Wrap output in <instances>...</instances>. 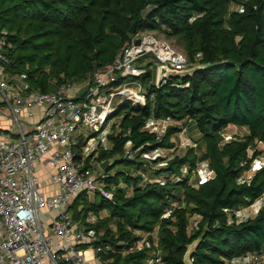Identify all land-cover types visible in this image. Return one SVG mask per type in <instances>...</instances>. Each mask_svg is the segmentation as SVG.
<instances>
[{"label": "trees", "instance_id": "1", "mask_svg": "<svg viewBox=\"0 0 264 264\" xmlns=\"http://www.w3.org/2000/svg\"><path fill=\"white\" fill-rule=\"evenodd\" d=\"M149 5L153 7L145 14ZM0 29L6 32L7 70L24 75L30 88L42 92L87 81L144 31L178 39L192 65H205L159 85L149 65L140 76H129L144 87L143 103L118 96L108 115L118 120L106 135L108 146L87 155V162L96 163L115 157L102 179L113 190L112 201L98 192L88 200L81 192L75 202L82 201L83 209L73 214L84 213V218L88 211H108L94 224L85 223L98 233L97 244L111 247L96 254L104 263L146 264L156 252L155 264H184L194 241L192 264H223L264 253V204L253 217L236 216L264 192V166L249 182L243 177L264 153V0H0ZM129 77L117 76L107 90ZM151 116L177 124L158 140L145 129ZM229 125L244 128L243 136L221 144L220 134ZM182 126L194 146L180 153L171 137ZM77 140L79 160L83 135ZM128 145L135 152L132 159L123 157ZM158 148L173 151L166 158L142 159ZM198 162L214 175L194 185L190 180ZM121 165L127 170H113ZM144 234L151 247L130 251Z\"/></svg>", "mask_w": 264, "mask_h": 264}, {"label": "built area", "instance_id": "2", "mask_svg": "<svg viewBox=\"0 0 264 264\" xmlns=\"http://www.w3.org/2000/svg\"><path fill=\"white\" fill-rule=\"evenodd\" d=\"M5 35V30L0 29V264H84L94 260L97 252L111 250L110 245L103 247L97 244L98 233L85 225L94 224L107 216L108 211L103 209L99 214L88 211L82 222H76L69 207L81 192L88 197L96 191L109 201H112L113 193L102 183L107 171L103 172L96 163L98 172L94 173L83 155L76 159V133L86 128L99 130L106 125L112 99L116 97L111 92L116 91L118 96L143 103L144 89L137 95L134 91L138 88L127 86V83L109 90L106 88L117 76L143 74L146 66L135 63L139 57L152 54L155 58L152 63L154 72L159 65L184 69L192 63L171 40L156 36L153 31H144L134 35L111 64L94 69L81 92L74 83L62 85L52 92H42L30 88L24 75L7 70L3 50ZM135 39H139V43L136 44ZM81 94L83 96L79 99ZM175 124L177 122L171 118L151 116L145 129L160 140L166 129ZM220 135L221 144L243 136L237 131L229 133L227 129ZM176 138L182 146H194L183 126L176 133ZM174 143L177 144L176 141ZM93 150L96 148L90 152ZM154 152L143 153L142 156L152 159ZM247 153L250 156L253 149L249 147ZM134 156L135 152L128 145L123 157L132 159ZM203 165L206 164L198 162L193 170L192 174L199 176V182L194 185L209 179V172L204 171ZM143 166H148L147 161ZM263 166L264 153L252 161L244 172V180L249 182L251 175ZM39 169L46 170L49 183L57 187L55 192H45L40 184ZM263 204L264 192L239 211L242 214L240 220L256 215ZM153 243L156 246L157 239ZM79 245H88L92 254L87 255L86 249ZM145 247H151L147 234L142 235L129 250ZM153 253L146 264H155L156 252ZM244 257L250 262H261L264 253H247Z\"/></svg>", "mask_w": 264, "mask_h": 264}, {"label": "rangeland", "instance_id": "3", "mask_svg": "<svg viewBox=\"0 0 264 264\" xmlns=\"http://www.w3.org/2000/svg\"><path fill=\"white\" fill-rule=\"evenodd\" d=\"M233 7L239 8L240 7V4L239 5L238 4H235V5H233ZM154 34L156 36H161V37H163L165 39H169L172 42H174V40H175L177 44L179 43V40L178 39L176 40L175 38H173V39L167 38V37H165V35H163L161 33H158V32H154ZM178 45H179L178 47L183 51L181 45L180 44H178ZM154 60H155V58H154V56L152 54H147V55H144V56L139 57L135 61V63L137 65H139V66H148L149 65L153 69L152 63H153ZM153 72H154V69H153ZM154 81H155V79H154ZM125 83H127V86H131L132 88H138L137 91H134L137 95H139L140 92L144 89V87L141 85V83L138 80L133 79V78H130V77L126 79V82ZM74 84L78 87L79 92H81L85 88V81L78 82V83H74ZM139 86H140V89H139ZM111 94L114 95V96H116L115 98L112 99V105H111V108H110L111 111H114L115 108H116V101L118 100V95L116 94V91L111 92ZM133 99L134 100H139L138 98H133ZM117 121H118L117 118L114 116L112 119H108L106 125L103 128L99 129V130H94L92 128H86L85 130H83V132L85 131V134H86V140H85V144H82L81 145L80 150H81V155L84 156L85 160H87V154L90 151H92V149H94V148H103V149H105L108 146V141L106 139V135L110 132V128H111L112 123L113 122H117ZM227 130L229 131V133H233L234 134V132H235L234 129H231V128H229V129L227 128ZM240 132L244 133L243 130L240 131ZM187 135H188V130H187ZM172 139L177 142V144H176L177 145V149H178L177 152L182 153L188 147V146H182V145L179 144V141L176 138V134L172 136ZM190 142L192 143V138L190 139ZM259 148H261V145L259 146ZM172 151L173 150H171V151L164 150L162 152H159V151L157 152L156 151L153 154H151V157H152V159H155V158H166L170 154V152H172ZM142 159L144 161L145 160H150V158L147 159L144 156L142 157ZM87 163L90 164V165H92V169H93L94 173H97L98 172V167L96 166L95 159H91L90 158V160ZM163 164L164 163H161V165H163ZM203 164H206V163H203ZM203 166H204V171H205L206 170V165H203ZM125 167H126L125 165L116 166L113 170H117V169L127 170L126 169L127 167L126 168ZM147 168H148V166H147ZM147 174L149 175V173H147ZM159 178H162V177L160 176ZM193 178H195V177L193 176ZM98 184H99V182H98ZM95 193H96V191L94 193H92V194H89L88 195V200H92L94 198ZM97 199H99V196H98ZM76 205H77V202H75L71 206V211H74V206H76ZM263 261H261L260 263L261 264H264ZM105 262L106 263H101L100 262V263H97V264H112L111 263V260L105 261ZM85 264H95V262L94 261L93 262H87ZM241 264H250V263L243 262Z\"/></svg>", "mask_w": 264, "mask_h": 264}, {"label": "water", "instance_id": "4", "mask_svg": "<svg viewBox=\"0 0 264 264\" xmlns=\"http://www.w3.org/2000/svg\"><path fill=\"white\" fill-rule=\"evenodd\" d=\"M153 6L149 5L144 8V13L147 14L150 9H152ZM135 29V22L132 23L130 26V33H133ZM135 43H139V39H135ZM205 67V65H200V64H194L188 68L184 69H175V68H170L167 65H159L156 67V70L154 72V79H155V84L159 85L162 80L164 79H169V78H183L185 76H190L192 75L196 70H199L201 68ZM115 157L104 159L98 163L99 168L103 171L106 172L108 168L112 165ZM126 159V158H125ZM196 241L192 242L187 246V249L184 253L183 257V263L184 264H192V254L195 251L196 248Z\"/></svg>", "mask_w": 264, "mask_h": 264}, {"label": "crops", "instance_id": "5", "mask_svg": "<svg viewBox=\"0 0 264 264\" xmlns=\"http://www.w3.org/2000/svg\"><path fill=\"white\" fill-rule=\"evenodd\" d=\"M153 70V69H152ZM228 129L229 128H231V129H234V131H237V132H239V133H241L240 131H244V128H240V127H237V126H235V125H229L228 127H227ZM229 132V131H228ZM81 133H85V131L83 132H80V133H76V135H75V137L76 138H78L80 135H83V137H84V142H85V138H86V134H81ZM194 134H196L195 133V131L193 132ZM187 137H188V139L190 140L191 138H190V133L188 132V135H187ZM172 139V138H171ZM175 142V140H173L172 139V142ZM83 142V143H84ZM173 142V143H174ZM175 144V146H177L176 145V143H174ZM171 150H173V149H171ZM203 163H205V162H203ZM160 165V164H159ZM207 165V164H206ZM206 170H208V172H209V178H211V177H213V175H214V173L212 172V171H209V168L208 167H206ZM112 172V171H111ZM38 174H39V178H40V184H42V186L44 187V189H45V192L47 193V194H50V193H52V192H55L56 190H57V187L55 186V185H53V184H51V183H49V181H48V179H47V175H46V170L45 169H39L38 170ZM193 176L195 177V178H193ZM190 182H192V183H194V182H199V176H198V174L197 175H192V177H191V180H190ZM118 186L119 187H124L125 185L124 184H118ZM114 186H111V188H113ZM107 190H109V191H111L112 193H113V190H111L110 188L109 189H107ZM96 194V193H95ZM94 197H95V195H94ZM77 198V197H76ZM75 198V199H76ZM92 200H94V198L92 199ZM82 202V201H81ZM80 202V204L79 203H77V205L76 206H74V211H71V206L75 203V200H74V202H73V204L69 207V210L71 211V213H72V215L75 213V212H79V213H81V211H82V209L83 208H81L80 209V205H82V203ZM82 214H84V213H82ZM81 214V215H82ZM81 215L79 214L78 215V218H75L74 217V215H73V218H74V220L76 221V222H82V220L84 219L83 217H81ZM236 216L238 217V218H241V216H242V214L241 213H237L236 214ZM86 246H88V245H86ZM89 247V246H88ZM86 252H87V255H90V254H92V252H91V250H90V248H87L86 249ZM95 262V264H97V263H104L97 255L95 256V259L94 260H91V261H89V262ZM243 262H247V263H250V264H261L260 262H250V261H247V259L244 257V256H242V257H239V258H236V259H231V260H224V262H223V264H241V263H243ZM264 262V261H263ZM85 263H87V262H85ZM84 263V264H85Z\"/></svg>", "mask_w": 264, "mask_h": 264}]
</instances>
